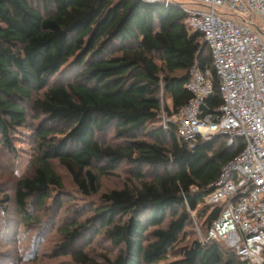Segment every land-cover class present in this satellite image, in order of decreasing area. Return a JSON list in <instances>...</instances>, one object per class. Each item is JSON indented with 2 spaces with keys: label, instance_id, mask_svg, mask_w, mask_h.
<instances>
[{
  "label": "trees",
  "instance_id": "1",
  "mask_svg": "<svg viewBox=\"0 0 264 264\" xmlns=\"http://www.w3.org/2000/svg\"><path fill=\"white\" fill-rule=\"evenodd\" d=\"M195 61L212 81L204 111L213 112L224 100L211 49L176 3L0 0V148L20 159L22 132L32 148L26 172L10 175L12 192L0 183V209L12 202L35 233L33 260L245 264L222 241H186L194 211L207 236L221 212L207 190L245 146L179 136ZM61 169L98 201L74 203ZM121 169L123 184L103 191ZM99 237L115 256L99 251Z\"/></svg>",
  "mask_w": 264,
  "mask_h": 264
},
{
  "label": "built area",
  "instance_id": "2",
  "mask_svg": "<svg viewBox=\"0 0 264 264\" xmlns=\"http://www.w3.org/2000/svg\"><path fill=\"white\" fill-rule=\"evenodd\" d=\"M143 1L176 3L212 52L224 102L213 112L204 111L213 84L195 61L186 85L192 97L181 109L179 136L194 142L222 135L228 145L239 137L245 143L207 190L206 202L221 205V212L207 236L197 227L200 240L222 241L245 264H264V0Z\"/></svg>",
  "mask_w": 264,
  "mask_h": 264
},
{
  "label": "rangeland",
  "instance_id": "3",
  "mask_svg": "<svg viewBox=\"0 0 264 264\" xmlns=\"http://www.w3.org/2000/svg\"><path fill=\"white\" fill-rule=\"evenodd\" d=\"M178 1V0H176ZM182 2V0H180ZM256 18V17H255ZM261 36L264 39V27H261L260 31ZM71 61L67 64L69 66ZM71 70L68 71V73ZM28 134H25V132H22L18 134V137L16 138L17 141L15 142V145L17 147V151L20 152V159H13L11 151H9L6 147L0 148V183H3V185L8 184L7 190L12 192V176L10 175H23L29 166V154L30 151H32V148H29L30 145L26 142L28 138L26 137ZM112 136L109 133V137ZM28 152V153H27ZM63 170L64 174V180L65 185L70 194L71 198H73V202L77 204H84L86 202H96L99 199V196L94 197H86L81 195V193L78 191V189L71 184V177L66 175V172ZM119 170L121 174L120 178H108L104 179L102 182V190L106 191L113 187H118L123 184V179L126 177L125 173ZM57 195V193H55ZM1 197V196H0ZM52 202V201H51ZM200 207V206H199ZM42 214H45V212H41ZM48 215V214H46ZM50 215V212H49ZM9 218H8V217ZM191 217L193 220V226L190 225L187 227L188 231H191V234L187 237L186 241H193L196 237L199 239V233L197 227L201 225L202 221L197 216V212H191ZM4 226L3 230H0V264H53L54 261L57 262L60 259L57 260H50L49 258L43 257L41 253L38 254V256L34 257L30 250V245L32 241H34L36 238L35 233H30L28 230H25L22 223L19 222L17 210L15 209V206L12 204V202L8 203V210L6 212H3L0 209V225ZM193 230V232H192ZM55 237L52 238V240ZM100 240V246L103 248L102 250L99 249V251H110V255L115 256L116 255V249L112 248L111 244L107 241H103L102 237L97 238L96 241ZM186 242H184L185 245ZM54 244V241H51L46 247H44V243H42L43 249H49L52 248ZM31 254V255H30ZM173 259L172 257L170 258ZM3 261V262H2Z\"/></svg>",
  "mask_w": 264,
  "mask_h": 264
}]
</instances>
